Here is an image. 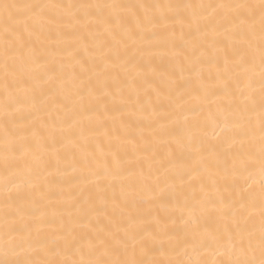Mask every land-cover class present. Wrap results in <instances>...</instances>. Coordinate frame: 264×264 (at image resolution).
Here are the masks:
<instances>
[{"label": "snow or ice", "instance_id": "6c2138e0", "mask_svg": "<svg viewBox=\"0 0 264 264\" xmlns=\"http://www.w3.org/2000/svg\"><path fill=\"white\" fill-rule=\"evenodd\" d=\"M0 264H264V0H0Z\"/></svg>", "mask_w": 264, "mask_h": 264}, {"label": "bare ground", "instance_id": "6f19581e", "mask_svg": "<svg viewBox=\"0 0 264 264\" xmlns=\"http://www.w3.org/2000/svg\"><path fill=\"white\" fill-rule=\"evenodd\" d=\"M65 2H73V0H65Z\"/></svg>", "mask_w": 264, "mask_h": 264}]
</instances>
